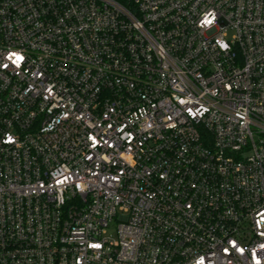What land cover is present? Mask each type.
<instances>
[{"label":"built area","instance_id":"built-area-1","mask_svg":"<svg viewBox=\"0 0 264 264\" xmlns=\"http://www.w3.org/2000/svg\"><path fill=\"white\" fill-rule=\"evenodd\" d=\"M0 264H264V0H0Z\"/></svg>","mask_w":264,"mask_h":264},{"label":"rangeland","instance_id":"rangeland-1","mask_svg":"<svg viewBox=\"0 0 264 264\" xmlns=\"http://www.w3.org/2000/svg\"><path fill=\"white\" fill-rule=\"evenodd\" d=\"M230 35H231V33H229V38H230ZM110 233H112V231H109V233H108V234H110Z\"/></svg>","mask_w":264,"mask_h":264},{"label":"snow or ice","instance_id":"snow-or-ice-1","mask_svg":"<svg viewBox=\"0 0 264 264\" xmlns=\"http://www.w3.org/2000/svg\"><path fill=\"white\" fill-rule=\"evenodd\" d=\"M207 23H211V21H207Z\"/></svg>","mask_w":264,"mask_h":264}]
</instances>
